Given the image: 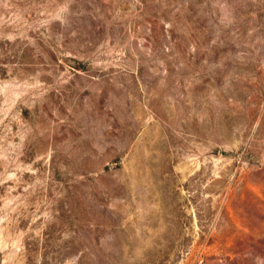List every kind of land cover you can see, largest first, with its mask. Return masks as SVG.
<instances>
[{
    "label": "rangeland",
    "instance_id": "374dc122",
    "mask_svg": "<svg viewBox=\"0 0 264 264\" xmlns=\"http://www.w3.org/2000/svg\"><path fill=\"white\" fill-rule=\"evenodd\" d=\"M0 264H264V0H0Z\"/></svg>",
    "mask_w": 264,
    "mask_h": 264
}]
</instances>
